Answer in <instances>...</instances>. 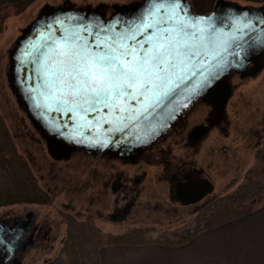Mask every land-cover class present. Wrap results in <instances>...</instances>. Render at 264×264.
Wrapping results in <instances>:
<instances>
[{"label":"rangeland","instance_id":"obj_1","mask_svg":"<svg viewBox=\"0 0 264 264\" xmlns=\"http://www.w3.org/2000/svg\"><path fill=\"white\" fill-rule=\"evenodd\" d=\"M136 1L139 0H33L17 13L13 7L8 8L10 14L5 18L0 32V215L3 212L10 215L29 207L26 201L21 202L26 194L23 189L32 188L34 184L38 192L39 187H46L40 177L45 176L52 166L49 163L50 154L45 137L34 126L8 82L9 51L19 34L44 7L54 9L63 5L82 8L100 6L109 15L115 4ZM216 1L191 0L196 12L212 9ZM234 1L242 5L264 3V0ZM228 83L230 94L223 104L224 115L200 139L192 145L185 144L184 148L187 159L192 160L199 168L205 167L210 175L209 180L213 184L205 203L201 201L187 206L171 200L165 188L167 181L158 177L160 167L149 164L150 159H147V176L143 183L145 188L135 195L130 233H52V239L45 242L43 247L26 252V264H158L152 256L156 254L152 250H159L157 244L169 243V240L172 246L184 243H179V235L185 233L187 228L192 229L202 223L209 214L221 218L227 209L244 213L262 207L264 64L255 73L248 75L232 72ZM208 102L206 105L196 103L191 108L186 117L185 129L205 122L210 110ZM185 133L181 132L169 140L170 143L175 139L179 140L171 146L172 153L181 151L182 139L187 143ZM137 157L145 155L141 153ZM71 161V170L75 168L74 163L81 165L73 154L69 161L57 162L59 166H52V170L59 173ZM240 185H245L241 189L251 187L252 193L241 201L231 202L229 195L238 190ZM63 200V196H57L52 205L46 204L38 208L41 212L50 210L57 214ZM65 215L71 217L72 212L68 209ZM87 223L91 231L93 222L89 220ZM120 228V224L115 223L112 230L117 231ZM210 242L211 240L205 239L199 245L190 246L188 249L171 250L164 257L167 260L159 264H232L224 256L207 254L211 253L212 248L216 251V243ZM263 263L264 258L255 262Z\"/></svg>","mask_w":264,"mask_h":264},{"label":"water","instance_id":"obj_2","mask_svg":"<svg viewBox=\"0 0 264 264\" xmlns=\"http://www.w3.org/2000/svg\"><path fill=\"white\" fill-rule=\"evenodd\" d=\"M171 4L172 0H139L115 4L109 15L100 6L44 7L23 28L9 51L7 78L16 99L34 126L44 135L52 154L68 156L73 149L88 152L107 149L116 156L134 158L153 140L162 136L177 115L195 98L201 96L207 101L223 105L230 94V74L238 71L247 75V65L257 61L258 54L264 58V45L252 44L250 37L256 33H250L245 37L248 43L239 51V55L225 54L226 65L222 70H211V65L205 61L207 80L199 73L185 80L164 105L154 111L151 108L144 111L147 102L143 97L137 100L131 97L119 100L114 98L111 107L99 105L97 110H93L85 105L87 110L73 108L68 111L70 104H61L50 94L47 84L50 77L46 69L60 59L57 53L70 45L86 43L95 51L99 42L100 50H104L105 45L113 44L119 37V43L133 50L134 54L142 55L144 49H150L158 43L155 33L159 28L170 24L174 26L171 20L168 24L163 23L173 15L186 22H194L199 17H211L216 28L222 29L225 34L233 31L229 25L230 17L246 14L247 18L243 22L252 20L254 24L257 19H264V4L242 5L234 0H217L213 8L206 12H196L191 0H180V6L175 12ZM143 23L152 24V29L135 27ZM255 26L264 27L259 24ZM73 33L77 34L76 38H73ZM133 35L135 40L131 38ZM149 36L151 40H148ZM234 50L229 49V52ZM55 95L59 97V91ZM17 237V233L0 231V264H25L22 259L12 257Z\"/></svg>","mask_w":264,"mask_h":264},{"label":"flooded vegetation","instance_id":"obj_3","mask_svg":"<svg viewBox=\"0 0 264 264\" xmlns=\"http://www.w3.org/2000/svg\"><path fill=\"white\" fill-rule=\"evenodd\" d=\"M263 64L264 58L262 54H258L257 61L247 65L248 74L255 73ZM206 102L207 99L201 96L195 98L177 115L162 136L153 140L144 151L139 153L145 157L116 156L107 149L96 152L73 149L68 156L52 154L48 150L49 163L53 167L59 166L57 162L69 161L73 154L77 156L81 165H77L76 162L74 170H71L73 164L71 161L67 164L70 165L59 173L52 170L51 166L49 172L40 177L46 187L38 186V192L34 184L32 188L23 189L27 195L25 194V199L21 202L26 201L29 207L10 215L6 212L0 215V226L3 227H0V231L18 234L12 257L24 261L26 252L43 247L45 242L52 239V233H130L135 195L140 194L145 188L143 183L147 176L145 169L147 159H150L149 164L160 167L158 177L167 181L165 188L171 200L187 206L201 201L205 203L213 184L209 180L210 175L205 167L199 168L192 160L187 159L188 155L185 154L184 148L185 144L192 145L200 139L204 132L214 127L215 121L224 115L222 104L209 101L210 110L205 122L185 129L186 117L191 108L196 103ZM184 131L187 143L181 138L183 140L181 151L172 153L171 146L179 140L175 139L172 143L169 140ZM40 133L42 134L41 131ZM57 196L64 198L57 214L51 213L50 210L40 211L38 207L52 205ZM66 198L68 199L65 201ZM17 201L20 200L17 198ZM68 209L72 212L71 217L65 215ZM89 220L93 222L91 231L87 227ZM115 223L120 224L121 227L117 231L112 230Z\"/></svg>","mask_w":264,"mask_h":264},{"label":"snow or ice","instance_id":"obj_4","mask_svg":"<svg viewBox=\"0 0 264 264\" xmlns=\"http://www.w3.org/2000/svg\"><path fill=\"white\" fill-rule=\"evenodd\" d=\"M171 6L175 12L180 0H172ZM246 18V14L230 17L229 25L233 31L225 34L216 28L211 17L186 22L173 15L163 23L168 24L171 20L174 26L159 28L155 33L158 43L144 49L142 55L134 54L119 43V37L113 44L105 45L104 50H100L99 42L95 51L86 43L70 45L57 53L60 59L46 69L50 77L47 82L50 94L61 104H70L68 111L73 108L97 110L99 105L111 107L122 97L134 100L143 97L147 102L144 111L149 108L154 111L163 106L185 80L198 73L207 80L205 61L211 65V70H222L226 65L225 54L239 55L248 43L245 37L250 33H256L250 37L252 44L264 45V27L255 26L264 25V19H257L254 24L252 20L244 23ZM135 27L147 30L153 25L143 23ZM76 37L73 33V38ZM131 38L136 39L135 35ZM151 39L149 36L148 40ZM232 48L235 50L229 52ZM57 91L59 97L55 95Z\"/></svg>","mask_w":264,"mask_h":264},{"label":"trees","instance_id":"obj_5","mask_svg":"<svg viewBox=\"0 0 264 264\" xmlns=\"http://www.w3.org/2000/svg\"><path fill=\"white\" fill-rule=\"evenodd\" d=\"M32 1L0 0V32L3 29L5 18L10 14L9 7H13L14 12L17 13L25 9ZM242 187L245 185H240L238 190L229 195L231 202L241 201L252 193L251 187L241 189ZM205 239L216 243V251L212 248L211 253L207 254L224 256L232 264H255L259 259L264 258V205L254 211L244 213L227 209L221 218L209 214L202 223L192 229L187 228L185 233L179 235V243L182 241L184 243L172 246L169 240V243L157 244L159 250H152L156 253L152 256L159 264L167 260L164 259L167 252L197 246Z\"/></svg>","mask_w":264,"mask_h":264},{"label":"bare ground","instance_id":"obj_6","mask_svg":"<svg viewBox=\"0 0 264 264\" xmlns=\"http://www.w3.org/2000/svg\"><path fill=\"white\" fill-rule=\"evenodd\" d=\"M82 159V158H81Z\"/></svg>","mask_w":264,"mask_h":264}]
</instances>
